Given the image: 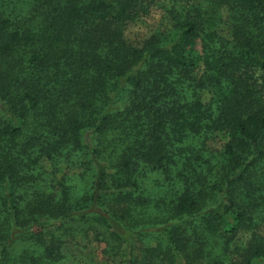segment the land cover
<instances>
[{
  "label": "trees",
  "instance_id": "16d2710c",
  "mask_svg": "<svg viewBox=\"0 0 264 264\" xmlns=\"http://www.w3.org/2000/svg\"><path fill=\"white\" fill-rule=\"evenodd\" d=\"M157 1L0 0V264H264V0Z\"/></svg>",
  "mask_w": 264,
  "mask_h": 264
},
{
  "label": "rangeland",
  "instance_id": "374dc122",
  "mask_svg": "<svg viewBox=\"0 0 264 264\" xmlns=\"http://www.w3.org/2000/svg\"><path fill=\"white\" fill-rule=\"evenodd\" d=\"M194 1L195 3H199L203 0ZM170 5H172L171 0H158L147 15L141 16L135 21L128 23L124 33V39L127 44L133 47H141L143 42L154 33L170 32L172 25L165 12ZM222 15L224 23L220 27L219 34L225 38H228L229 28L225 22L227 18L226 11H223ZM200 96L201 100L204 102H207L210 99V95L206 92H202ZM224 142V137L216 136L213 138V140L207 143V148L209 150H219ZM44 167L45 169L49 168V166H45V164ZM63 167V165H59V173H57L56 179H59L62 176ZM156 178L157 177L151 176L147 179V189L156 190L153 186V182ZM103 248V244L91 242L85 249H81L74 245H65L62 247V251L68 255H72L74 258L73 264H117L116 262H107L103 259Z\"/></svg>",
  "mask_w": 264,
  "mask_h": 264
}]
</instances>
